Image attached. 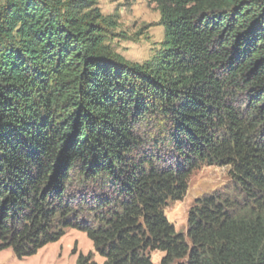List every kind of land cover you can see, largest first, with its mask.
<instances>
[{
  "label": "trees",
  "instance_id": "1",
  "mask_svg": "<svg viewBox=\"0 0 264 264\" xmlns=\"http://www.w3.org/2000/svg\"><path fill=\"white\" fill-rule=\"evenodd\" d=\"M153 2L138 64L95 0H0V252L76 230L103 264H264V0ZM202 167L237 197L197 199L183 235L164 209Z\"/></svg>",
  "mask_w": 264,
  "mask_h": 264
},
{
  "label": "rangeland",
  "instance_id": "2",
  "mask_svg": "<svg viewBox=\"0 0 264 264\" xmlns=\"http://www.w3.org/2000/svg\"><path fill=\"white\" fill-rule=\"evenodd\" d=\"M104 17H113L117 22L111 48L125 60L141 64L161 50L164 41L159 11L153 0H95ZM222 192L237 197L228 168L202 167L189 178L188 189L179 202H169L164 214L178 233L186 235L189 211L197 199ZM92 254L88 264H103L93 244L82 232L68 230L57 242L39 250L36 255L17 259L11 250L0 252V264H77L79 255ZM164 253H151V260L159 264Z\"/></svg>",
  "mask_w": 264,
  "mask_h": 264
}]
</instances>
